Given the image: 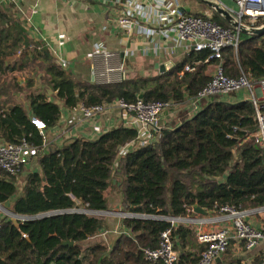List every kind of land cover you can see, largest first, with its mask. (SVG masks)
Here are the masks:
<instances>
[{"label": "trees", "instance_id": "1", "mask_svg": "<svg viewBox=\"0 0 264 264\" xmlns=\"http://www.w3.org/2000/svg\"><path fill=\"white\" fill-rule=\"evenodd\" d=\"M212 20L232 29L214 11ZM244 24L259 28L264 18ZM239 36L238 52H223V72L230 78L245 75L258 84L264 80V36ZM208 56L190 53L165 75L134 76L117 84L83 81L30 37L13 7L1 5L0 142L27 139L41 147L31 117L53 129L64 110L73 112L81 104L135 103L142 95L145 102L172 103V112L210 82L207 71L216 61L206 62ZM186 66L194 71L181 75ZM254 116L248 101L205 102L193 116L179 112L153 143L121 159L120 149L137 138L136 131L122 125L95 140L51 144L37 159L39 169L19 176L24 180L21 191L18 177L0 170V211H7L0 218V264H150L144 251L157 249L167 231L178 264H198L206 246L198 243L196 231L167 219L197 216L188 215L190 207L215 214L222 207L264 208V150L252 137ZM112 193L121 195L125 213L141 217L125 218L128 235L122 234L110 247L101 239L108 230L106 220L83 211L108 212ZM46 214L52 215L37 218ZM229 249L226 262L240 264ZM259 263L260 258L251 264Z\"/></svg>", "mask_w": 264, "mask_h": 264}, {"label": "built area", "instance_id": "2", "mask_svg": "<svg viewBox=\"0 0 264 264\" xmlns=\"http://www.w3.org/2000/svg\"><path fill=\"white\" fill-rule=\"evenodd\" d=\"M14 2V0H8ZM219 1V0H218ZM229 1V0H228ZM237 9L221 4L234 17L244 23L249 20L254 24L258 19L264 18V0H230ZM116 13L108 21V28H116L127 37L133 35L141 36L153 44L149 49L154 54L161 53L170 47L182 49L186 54L203 53L209 54L206 62L216 61V68L208 85L201 90L196 97L190 98L185 109L190 116L199 112L203 103L213 100L227 101L232 95L241 91L248 94L247 101L253 105L255 111L256 132L252 135L255 143L264 150V80L258 84L251 82L245 75L239 78H230L223 72L222 55L227 49L238 52L241 40L240 33L233 29H226L212 20V15L202 14L196 16L188 13L179 0H110ZM24 28L32 31L31 19L26 17ZM159 37V42L157 41ZM41 49V48H39ZM149 51L148 48H146ZM89 59L101 58L104 61L105 71L100 75L107 81L122 73V67L112 66L114 58L104 43H98ZM59 64L66 69V63ZM194 69L186 66L184 72H193ZM173 104L170 102H145L138 99L135 103H127L123 100L112 104L96 105L87 107L83 104L78 106L74 114V120L80 123H94L109 111H117L123 125L127 129L137 132V138L124 145L119 153L118 159L125 157L139 147L149 145L156 140V135L161 129L157 122L163 113L168 112ZM31 123L40 132L43 140L41 147L34 146L23 139L18 144L0 142V170H3L12 177H19L28 173L27 169L37 167V159L42 152L47 151L50 145L48 136L49 128L44 122L36 117H31ZM109 131V130H108ZM30 167V168H29ZM37 169V168H36ZM35 170H30L34 172ZM264 211V209H263ZM96 218L99 212L83 211ZM257 211H243L235 207H222L214 215H219L220 222H226L224 227L214 231H199L196 238L199 244L206 246L201 254L198 264H217L227 253L231 242L234 240L242 243L245 251L253 252L264 246V230L258 229L249 220L250 216ZM188 215L195 212L194 208H187ZM199 214V213H198ZM120 219L135 218L128 213L118 215ZM196 217V216H195ZM195 217L185 219H167L173 225L182 223L192 226L198 223ZM1 220V219H0ZM122 220L120 222H122ZM212 222L211 219L203 220V224ZM117 234H126L124 229H118ZM106 232L103 236H106ZM26 237V236H24ZM146 260L150 264H178L179 254L175 250L171 231L163 232L160 237V244L157 249H146L144 251ZM259 264H264V254Z\"/></svg>", "mask_w": 264, "mask_h": 264}, {"label": "crops", "instance_id": "3", "mask_svg": "<svg viewBox=\"0 0 264 264\" xmlns=\"http://www.w3.org/2000/svg\"><path fill=\"white\" fill-rule=\"evenodd\" d=\"M180 3L188 13L194 15L207 14L208 12V7L202 3L200 6L184 1H180ZM1 5L13 7L15 18L22 25L26 24V17L30 18L33 29L29 31L30 37L35 42L43 44L58 63L60 61L65 62L67 64L65 70L70 71L76 78L83 81L97 84H117L125 78L134 76L165 75L173 71L188 56L184 50H173L172 47L154 54L149 49L153 44L141 36L127 37L114 27L105 30L104 28H107L110 18L116 14L110 0H14V2L0 0ZM158 38L156 42H159ZM98 43H104L113 52L112 66L115 68L122 67V73L116 75L112 79L113 81L109 82L100 76L105 71L103 59L92 60L88 57ZM215 68L216 64L211 65L209 70L214 69L215 72ZM49 94L51 95V92ZM247 99V92L241 91L232 95L227 101L237 104L247 101ZM183 108L187 112L185 106ZM178 109L179 107L172 112L163 113L157 122L158 128L162 129L167 123L173 121L178 114ZM74 114L75 111L64 110L58 126L49 129L50 145L62 146L66 141L72 139L95 140L112 128L119 125L124 126L117 111L107 112L94 123L76 122ZM187 114L190 116L188 112ZM35 169L38 170L39 166L26 171L30 172V170ZM108 208V212H99L98 218L107 222L108 230L105 231L107 234L103 236L102 234L105 233L103 232L101 239L111 247L122 235L116 233L118 229L121 228L122 230L123 224V220L118 215L125 213L121 195L118 193L110 194ZM206 213V215L197 213L195 220L198 223L190 226L196 232L197 229L199 231L218 230L226 224V222L218 220L221 218L219 215ZM205 219H211L212 222L201 223ZM121 220L122 222H120ZM249 220L256 228L264 230L263 210H258L251 215ZM229 251L234 258H238L240 264H251L255 259H261L264 254V246L253 252H247L242 243L233 240ZM218 264H228L226 255Z\"/></svg>", "mask_w": 264, "mask_h": 264}, {"label": "water", "instance_id": "4", "mask_svg": "<svg viewBox=\"0 0 264 264\" xmlns=\"http://www.w3.org/2000/svg\"><path fill=\"white\" fill-rule=\"evenodd\" d=\"M198 1H200L201 3H203L204 5H206L207 7L211 8L214 12H216L236 32H239L240 34L241 33L247 34L249 36H264V25L261 26V27H259V28H256V27L247 26L246 24L241 23L240 20H238L227 9L224 8V6L221 4L220 1H218V0H214V1L213 0H198ZM139 99L142 100L143 99V96L142 95L139 96ZM263 209H260V210H263ZM5 212H7V211H5ZM195 212L201 213V214H204V215L207 214L200 207H196L195 208ZM50 215H52V214L42 215V216H39L37 218H44V217L50 216ZM15 223H16V220H15ZM65 245H73V242H66ZM217 262L220 263V260H218Z\"/></svg>", "mask_w": 264, "mask_h": 264}, {"label": "rangeland", "instance_id": "5", "mask_svg": "<svg viewBox=\"0 0 264 264\" xmlns=\"http://www.w3.org/2000/svg\"><path fill=\"white\" fill-rule=\"evenodd\" d=\"M180 1L181 2H183V1L187 2L188 4H192L193 3L196 6H200L201 5L200 4L201 2L198 1V0H180ZM219 1L222 2V3H226V5H228L229 7L233 8V9H237L236 5L234 3H232V1H230V0L229 1L228 0H219ZM207 15H213V10L211 8H209V7H208ZM207 73H208V75H213L214 74V69H211V70L208 69ZM24 106H26V103H24ZM179 112H185L184 108L183 107L179 108L177 113L179 114ZM17 184H18L19 190L21 191L22 188H23L24 180L21 177H18ZM4 214H6L5 209L4 210L2 209L0 211V218H2Z\"/></svg>", "mask_w": 264, "mask_h": 264}]
</instances>
